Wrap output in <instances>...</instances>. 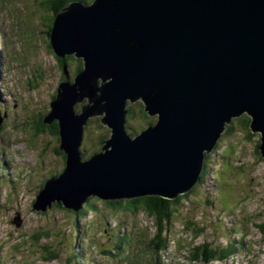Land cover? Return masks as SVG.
<instances>
[{"label":"water","instance_id":"1","mask_svg":"<svg viewBox=\"0 0 264 264\" xmlns=\"http://www.w3.org/2000/svg\"><path fill=\"white\" fill-rule=\"evenodd\" d=\"M51 45L60 57L76 53L84 68L51 104L46 121H58L67 161L36 211L56 202L77 210L91 195L176 199L199 182L205 152L244 114L264 157V0L73 4L56 17ZM139 100L158 121L133 139L127 105ZM101 115L111 137L83 162L84 127Z\"/></svg>","mask_w":264,"mask_h":264},{"label":"rangeland","instance_id":"2","mask_svg":"<svg viewBox=\"0 0 264 264\" xmlns=\"http://www.w3.org/2000/svg\"><path fill=\"white\" fill-rule=\"evenodd\" d=\"M10 1L16 0H0L1 56L7 53V48L4 45L5 40L8 44L19 42L21 33L16 23L20 22L19 19L23 18V14H29L27 7H22L24 0L19 5L10 4ZM35 1L33 0V3ZM44 1L46 0L42 2ZM30 5L33 4L30 3ZM35 11H37V6ZM44 13L49 19L43 31L35 32L36 40L39 42L37 48L33 47L34 53L27 58V61H25V57L19 58V62H25L17 65L12 72L16 74L15 79L20 78V81H17V86L8 81L12 73H6L7 65L5 66L2 62L0 95L4 110L0 109V112L2 115L6 113V117L3 118L0 129V264L2 261L3 264H20V262L23 264H66L69 263L66 262V259L74 253L76 247L82 254L81 256L87 258L88 264H114L118 260L117 256L114 253H108L106 244L110 249L115 248V241H118L120 235L117 233L109 235V233L117 228L121 235L130 237L128 243L130 247L139 249L143 247L144 243L151 245L149 248L151 255L139 253L138 258L132 260V264H157V258H162L163 264H206L200 260L198 244L200 246L209 244L220 249L221 246H228L227 240L236 238L234 233L239 236L247 233L248 225L245 226L246 228L234 227L239 224V221L235 217H230L231 215L240 218L239 213L241 212L249 217L254 216L255 222L258 224L264 222V161L257 162L256 156L261 136H257L258 133H256L253 134L254 139H249V130L239 120L235 123L234 132L229 135L224 134L221 138L224 139V142L227 138L231 139L225 142L223 152L228 162L223 159L219 161L221 166L220 172L217 173L219 183L216 179L214 185V189L218 184L222 185L223 190L218 189L216 197L221 198L223 193L228 201L230 200L229 204L223 209L217 210L218 205L213 203L215 208L206 200L207 194L211 192L212 194L209 196L215 200L214 189L210 192L209 183L203 186L207 194L202 188H195L190 198L185 197L180 201L179 211H175L173 214L172 231L167 230L168 232L162 239L169 243V249L164 254L157 250L155 241H157L158 228L155 219L147 212L143 211L139 214L127 211L110 212V208L100 201L98 214H108L110 218L100 219L94 213L87 211L78 229L81 239H76L74 236L68 235V233L77 235L76 229L68 232L70 227L64 228V223L68 222L69 218L68 210L57 206H53L46 214L33 210V202L44 188L46 179L58 175L63 169L61 156L56 153L58 145L55 137L52 140L48 135H36L33 126H30V122H38L49 111L61 75V68H58L54 52L48 49L49 36L47 37V34L50 31V19L53 13L46 7ZM38 23H43V20L39 19ZM38 27L42 28L43 26L38 25ZM3 35L6 37H2ZM13 50L16 51V48L14 47L10 51ZM37 66L43 68L45 72L38 69ZM32 67L37 71L36 80L34 77L35 83L29 81L31 77L27 76L33 70ZM72 71L73 69H70V72ZM30 83L40 87L34 89L33 86H28ZM19 103L22 105L21 108H17L20 106ZM79 109L80 106L77 107V111ZM33 112L34 115L31 116ZM29 116L31 117L28 118ZM25 118L28 119L29 125L25 124ZM138 118L141 119V117ZM149 118L155 121L153 119H156V116ZM142 123L147 124L145 119ZM104 130L107 131L99 119L93 121L88 130L83 150L87 149L89 153L97 151L99 148L98 136ZM237 141H240L239 146L236 144ZM240 161L247 166V170L244 171L248 173L247 178L245 174L238 171ZM206 162L209 165L208 159ZM228 201L224 199L225 204ZM245 206L247 208L243 211ZM210 207L218 217L211 212ZM15 218L21 220L20 228L14 225ZM220 218L224 220L229 218L227 223H223L225 230L220 223ZM214 219L217 221L213 222ZM105 222L108 223L107 226ZM187 224L190 225L189 229H186ZM253 224V220H250V225ZM91 227L93 229H90ZM193 228L197 229L198 238L194 234H187L188 232L194 233L191 231ZM34 234L41 235L42 239L35 241L32 237H26ZM247 234L249 236L240 241L243 246L235 244L236 248L241 249L242 246L243 250L238 251L233 258L223 262L211 260L208 263L249 264L248 259L252 257L246 255L245 249L249 255L256 256L253 258V264H264V235L258 225L252 226ZM22 236L23 239L20 238ZM110 238L114 240L108 242ZM234 241L238 242V240ZM232 242L229 241V243ZM193 244L198 248L190 250L189 248ZM21 245L30 247L20 249ZM31 247L35 248V252L30 250ZM100 248L103 253L106 251L108 254H102ZM51 256L57 257L52 261Z\"/></svg>","mask_w":264,"mask_h":264},{"label":"trees","instance_id":"3","mask_svg":"<svg viewBox=\"0 0 264 264\" xmlns=\"http://www.w3.org/2000/svg\"><path fill=\"white\" fill-rule=\"evenodd\" d=\"M42 1L43 0L38 1V5L44 8L46 7V9L48 8L51 9L53 13V16L50 19L51 21L50 28H53L56 15L59 12H61L66 6H68V4L74 1H80V2H83L84 4H88L92 0H46L44 2ZM94 1L95 0H93V2ZM51 33L52 31L50 29L49 34H48L49 37L51 36ZM49 37H48V49L53 50L54 54L58 57L59 65L63 66V69H64V65L72 66L74 68V75L77 73H80L84 68L83 59L82 58L78 59L76 54H68V55H65L64 57L58 56L56 51L53 49L51 42H49V39L51 38ZM67 79L68 81H72L71 80L72 78L69 75H67ZM55 95L56 93L54 94L53 98L55 97ZM78 106L81 107L82 105L78 103L75 106L76 111H77ZM136 107H138V109H136ZM144 108L145 107H143L140 102L133 104V105L129 104V107H127V110H129V112H128V119H127L125 127L128 133L132 136V138L135 137L140 131L147 128L149 124H155L158 121V117H156V119H153L155 121H152L149 118V116L144 112ZM138 117H141V119ZM144 119L148 125L142 123ZM239 122H241L244 125V127L249 130L251 134L249 136V139L250 138L254 139L255 137L253 136V133L250 129V118L244 115L241 119H239ZM34 130H35L36 135L47 134L50 137L57 138V145L59 144L60 142L59 139H61L60 137L61 130H60L58 121L55 120V121L48 123V121L46 120H39ZM232 131H234V127L229 126L227 129V133L228 132L231 133ZM107 137L108 136H106V130H104L98 136V140L100 139V143L102 144V142L105 141ZM58 146L56 148V153L61 156V160L63 162V169H65L66 167L65 163L67 161V156L63 152H61L60 149H58ZM259 148H260V145H259ZM256 156H257V162L260 160L264 161L263 159L264 157L262 156L260 150L256 152ZM83 157L84 159H88L90 157V154H88V152H84ZM207 159H209V154H206V160ZM205 163L207 164V162ZM246 167L247 166L245 164L240 165V168L238 169V171L240 173H243L245 170H247ZM188 196L189 194H185V195L178 196L176 199H164L158 196H144V197H138L134 199H116V200L111 199L110 200V199H102L98 195H91L87 197L86 199L84 198L85 199L84 202L77 208V210L66 208L62 203H53V206H57L58 208H62L63 210H68L69 218H68V222L66 223V225H72V226H74L75 224L77 226L79 219L84 217L87 211L88 212H94V211L98 212L99 207H100L98 203L100 201L104 202V204L107 205L111 209L125 210V211L132 212L135 214H139L143 211L147 212L155 219L156 226L158 228L157 235H156V240H157L156 246H157V250L159 251L160 248H164V242H162L163 241L162 239H163V236L166 234L168 228L171 229L172 227L174 212L179 211L178 205L179 203H181L180 201H182L185 197H188ZM49 208L50 207H48L45 212H41V214H46ZM166 226L168 227L166 228ZM189 227L190 225L187 224L186 229H189ZM260 227H261L260 230L262 234L264 235V224ZM193 229L195 232H197L196 228H193ZM26 237L27 238L32 237L35 241H40L42 239L41 235H38V234L27 235ZM20 238L23 239L24 237L22 236ZM231 248H234V246H232ZM235 249L236 248H234V250ZM231 251L232 250L230 249H223L218 254L217 250H213V248L207 244V246L205 245V248L202 254L204 255V258H206L207 260L215 259L217 257L224 259L228 257L229 255H231ZM76 257L80 259L81 255H76ZM50 259H55V258L51 256Z\"/></svg>","mask_w":264,"mask_h":264},{"label":"bare ground","instance_id":"4","mask_svg":"<svg viewBox=\"0 0 264 264\" xmlns=\"http://www.w3.org/2000/svg\"><path fill=\"white\" fill-rule=\"evenodd\" d=\"M56 19V18H55ZM68 55V54H67ZM2 66H3V64H2V57H1V55H0V73L2 72ZM2 89V88H1ZM3 104V103H2ZM205 162H206V158H205ZM239 242L240 241H238V244H239Z\"/></svg>","mask_w":264,"mask_h":264}]
</instances>
